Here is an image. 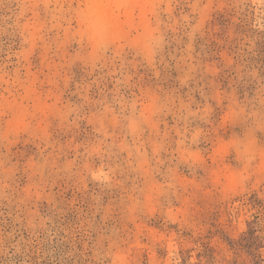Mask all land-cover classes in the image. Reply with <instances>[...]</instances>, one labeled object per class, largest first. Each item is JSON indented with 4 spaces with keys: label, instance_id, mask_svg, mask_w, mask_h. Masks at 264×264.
I'll use <instances>...</instances> for the list:
<instances>
[{
    "label": "rangeland",
    "instance_id": "374dc122",
    "mask_svg": "<svg viewBox=\"0 0 264 264\" xmlns=\"http://www.w3.org/2000/svg\"><path fill=\"white\" fill-rule=\"evenodd\" d=\"M0 264H264V0H0Z\"/></svg>",
    "mask_w": 264,
    "mask_h": 264
},
{
    "label": "bare ground",
    "instance_id": "6f19581e",
    "mask_svg": "<svg viewBox=\"0 0 264 264\" xmlns=\"http://www.w3.org/2000/svg\"><path fill=\"white\" fill-rule=\"evenodd\" d=\"M145 1H148V0H145ZM111 13H112V8L109 4L104 5L99 10L100 18H102V20L103 19L106 20L110 18Z\"/></svg>",
    "mask_w": 264,
    "mask_h": 264
}]
</instances>
